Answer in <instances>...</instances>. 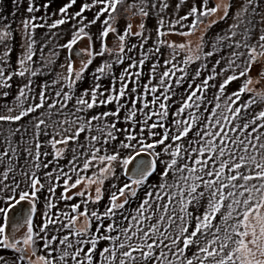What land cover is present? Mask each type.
<instances>
[{
  "label": "snow or ice",
  "instance_id": "6c2138e0",
  "mask_svg": "<svg viewBox=\"0 0 264 264\" xmlns=\"http://www.w3.org/2000/svg\"><path fill=\"white\" fill-rule=\"evenodd\" d=\"M16 2L19 4L20 0ZM76 2L70 0L60 7V18L49 24L47 9L51 4L38 7L36 0H31L26 11L34 14L42 7L45 15H32L21 21L22 38L27 44H22L15 69L10 60L12 48L7 43L12 39L8 30L11 25L0 31L3 46L0 95L8 97L7 90L12 88L14 77H29L18 88L15 106L5 105L8 114L0 115V122H19L45 109L47 104V117L45 112H40L33 126L34 147L25 149L30 168L20 169L19 180L15 175L19 157L17 149L11 147V140L6 141L11 157L9 150L0 152V165L4 168L0 179L3 185L0 192L4 193L0 195V248L11 251L14 257L0 255V264H264V109L249 111L256 97L264 99V29L257 44L252 45L248 42L252 29L248 27L250 21L246 20L250 9L255 14V9L260 7L259 0H220L212 7L208 6L209 0H200L199 4L196 0L191 4L180 0L188 10L174 23L170 22L169 28L176 29L179 25L181 30L165 32L164 21L159 19L156 45L149 53H160V46L171 51L163 65L159 59L151 65L148 82L144 84L141 77L145 56L141 53L137 61L129 55L137 45L128 46L127 39L138 37V47L143 49L151 39L145 36L144 19L150 15V9L159 8L163 13L170 7L168 0H159V4L153 0L150 5L147 0L139 3L93 0L84 3L74 15L70 14L69 9ZM94 8L93 18L85 24L88 18L83 13ZM230 12L234 15L230 35L217 36L211 50L206 51L208 30L227 20ZM135 17H139V30L133 32ZM73 19L80 26L73 25L71 38L61 47L72 52L78 41L87 37L89 47L79 51L86 52L88 59L82 54L81 66L76 70L74 61L69 58L63 65L66 75L58 76L51 85L48 82L36 84L40 90L35 91L32 78L42 74V69L31 66L35 63V30L55 29ZM121 20L124 21L122 30L116 26ZM97 22L101 24L99 51L94 50L93 37L86 32V28ZM242 25L245 29L243 43L235 41V30ZM200 26H203L202 31ZM184 28L188 31H183ZM197 31H201V35L195 48L191 41L178 43L164 39L169 34L189 37ZM110 34L113 35L111 47L107 43ZM224 40H233L235 49L243 47L246 52L233 51L226 68L217 71L218 59L209 70L207 62L220 51L219 45ZM180 52L185 53L183 59H178ZM106 53L115 58L97 67L91 84L76 95V87L85 78L93 59ZM245 55L248 59L241 67L237 59ZM258 58L260 67L255 69L254 75H249ZM41 61L47 67L49 62L43 56ZM126 61L127 65L117 77L114 65L123 66ZM193 64L197 66L190 73ZM161 67L164 70L157 78V69ZM222 72L230 74L214 83ZM105 76L109 78L108 87L101 83ZM242 77L245 78L242 86L228 95L227 86ZM58 84L61 87L55 91V98L49 96V87L55 88ZM210 89L214 90L213 101L207 98ZM245 93H252L253 98L239 103ZM72 101L71 115L75 119H69L63 111ZM213 103L214 106L209 107ZM109 105H114V110L109 109ZM176 105L178 107L172 111V106ZM97 108L106 110L92 111ZM53 109L63 119L49 124ZM82 133H87L86 144L80 143ZM41 134L50 137L52 161L41 160L42 155L45 158L49 155L41 152ZM69 151L71 159L66 166H61L59 161L66 158ZM51 165L55 167L48 170ZM129 165L133 167L130 169ZM42 168L46 170L43 179L38 174ZM118 169L121 170L119 175ZM10 174L11 183H8ZM122 177L127 179L121 186ZM61 182L59 199L67 203L79 197L84 203L83 211L79 203L70 204V210L59 215L50 211L57 207L54 197ZM106 182H109V191L103 213L97 209L89 213V202L99 204L104 199ZM22 184L25 187L22 188ZM45 185L49 196L44 199L42 223L37 226L34 216ZM81 185L83 189L73 191ZM140 192L144 193L143 197H139L140 202L129 212ZM25 201L27 214L21 212L20 219L13 221L10 213ZM22 227H26V232L18 239L17 232ZM38 240L43 242L45 255H37ZM101 241L108 246L98 251Z\"/></svg>",
  "mask_w": 264,
  "mask_h": 264
},
{
  "label": "trees",
  "instance_id": "16d2710c",
  "mask_svg": "<svg viewBox=\"0 0 264 264\" xmlns=\"http://www.w3.org/2000/svg\"><path fill=\"white\" fill-rule=\"evenodd\" d=\"M131 1L130 3H139L140 0H128ZM211 1H220V0H209V7H211ZM31 2V0H20V3L17 4L16 0H0V31L4 30L6 25H11L10 29H8L12 33V39L7 41L9 46L12 48L11 52V66L13 69L17 67V60L22 52V44L26 45L27 41H24L22 38V24L21 21L23 19L30 18L32 15H35L37 17L45 15V10L41 7V11L34 13V14H29L26 9L28 7V4ZM70 0H36L37 6H42L43 4H51V7L47 9V17L48 23L51 24L53 20L59 19L60 14H59V9L60 7L68 4ZM93 0H77L76 4L69 9V13L73 14L77 11L81 10V6L84 3H92ZM153 2V0H147V3L150 5ZM157 4H159V0H156ZM192 0H188V3L191 4ZM168 3L170 7L166 9L163 13L159 12V8L156 9H150V15L145 18V36H151V39L147 41V43L144 45L143 49H140L138 47L140 43V39L135 36H130L127 39V44L128 46L132 45H137V47L129 53L135 60H139L141 58V53L144 54L145 56V64L143 65V75L141 77V84L147 83L150 70H151V65L156 62L157 59H159L160 64L163 65L164 60L169 57L170 49H168L166 46H160L161 51L160 53L157 54H150L149 50L152 49L156 45V40H157V29L159 27V19H163L164 21V31L165 32H170V33H175L176 31H179V25L176 26V29H170L169 24L174 23L177 19L178 16H183L186 14L188 8L180 4V0H168ZM196 3L199 4L200 0H196ZM260 7L255 9V14H253L252 10L250 9L246 20L250 21L248 24V27L252 29V31L249 33V36L254 35L256 32V37L261 34V30L264 29V23H261L262 19H264V0H259ZM180 5L179 8L177 9L176 6ZM96 9H92L91 11H85L83 14L88 18V20L84 21L85 24L88 23L89 20H91L94 16ZM234 11V10H233ZM52 13H56L55 16L52 15ZM130 15V14H129ZM233 18V12H230L229 18L225 21H221L219 24L214 25L211 29L208 30V33L205 37V42H206V48L205 50H211V44L215 42V38L217 36H224V35H230L229 34V27H231V19ZM104 17H101V20H103ZM37 23H42V21L37 20ZM133 23V22H132ZM184 23H188V21H185ZM76 25L77 28L80 26L77 23L76 19H73L71 22L66 23L64 25H61L55 29H49L47 27L43 28H37L35 30V55L33 57V60L35 63H33L31 66L33 68H38L42 69V74L39 75L38 77H33V87L35 91H39V88H36V84H41L43 85L44 82H48L49 85L52 84V82L57 79L58 76L65 75L67 73L66 71L63 70V65L67 64L69 60V53L67 48L61 47V45H64L70 38L71 34L73 32V25ZM118 29L122 30L123 27L120 26V24L116 25ZM201 27V31L203 30V26ZM138 29L137 23H133V29ZM101 29V24L100 22H97L94 25H90L88 28H86V32L92 35L93 41L95 43H100V48H101V41L99 39V31ZM132 29V30H133ZM183 31H188L187 28L182 29ZM31 31V29H29ZM201 31H197L194 33L192 36H189L190 38L187 41L192 42V47L196 46L198 44L199 39L192 40L191 38L196 37L198 38L197 34H201ZM245 29L244 26L242 25L241 28L238 29L237 36L235 37V41H240L241 43L243 42V33ZM134 32V31H133ZM176 35V34H169L166 37H164L165 40L169 41L171 40V36ZM185 38V37H184ZM251 38V37H250ZM229 45H233V47H229ZM41 48H43V51L41 52ZM220 51L217 52L215 56L209 59L208 63V69L210 70L213 67V62L215 60H220V65L221 64L224 68V63L223 59L225 58L226 54L228 51H236L234 47V41L233 40H224L221 45H219ZM242 48V47H241ZM240 48V49H241ZM100 50V49H99ZM98 50V51H99ZM246 51V50H245ZM3 53V46L0 45V55ZM185 53L180 52L178 59H183ZM222 55H224L222 57ZM41 56H43L45 61H48L47 67L44 66L43 61H41ZM107 56L108 58H106ZM105 56L100 57L96 56L95 60H93L92 64L88 67L87 71L85 72L84 76L85 78L80 81L76 87V95H79L80 92L88 87L91 82H92V74L96 71V68L99 66H102L106 61H111L112 59L115 58L114 55H108L107 53ZM128 61L125 62V65H114L113 71L116 73L117 77L119 76L122 67L126 66ZM183 66V65H181ZM196 64H193L189 68V72L191 73L195 68ZM77 69V68H75ZM139 69H133L132 71H137ZM164 69L158 68L157 69V78H159V73L163 71ZM254 72V70H253ZM207 71L205 72V75H207ZM179 75V73H177ZM254 75V74H253ZM29 77H14L12 83V88L8 89L9 95L7 98L3 97L2 95L0 96V115H6L7 114V107H14L16 103V94L18 91L19 87H22L25 82H27ZM63 83V82H62ZM102 85L105 87L109 86V78L105 76L101 80ZM214 83H218L215 81ZM116 86L119 87L118 82L116 83ZM229 86V85H228ZM227 86V89H228ZM61 87L60 84L56 85L55 88L49 87L48 89V95L55 98V91L59 90ZM131 87V85H130ZM186 87V85H185ZM226 89V90H227ZM3 91V90H2ZM65 91H67V88H65ZM213 89H210L209 92L207 93V98L208 101H213ZM237 91V88H236ZM227 92V91H226ZM230 95V93H228ZM253 98L252 93H245L240 97L239 103H245L246 101L250 100ZM150 99V97H149ZM5 101V102H3ZM223 102V101H221ZM31 103V101H29ZM73 103L68 102V108L64 109V113L68 114L69 119H75L74 116L71 115V113L74 111L73 108ZM7 105V107H5ZM171 105V102H170ZM214 106L213 104H209V107ZM260 104L258 103L257 100H255V103L252 105V107L249 109V111H258ZM59 107V106H58ZM176 106H172L171 110L174 111ZM47 108V104L45 105V109L40 110L36 113H32L27 117H24L21 121L19 122H0V151L1 150H9V158L11 157V150L8 149V144L6 143L7 140H11V147L17 149V156L19 157V164L16 167V179L19 176V171L20 169H25L29 170L30 168V158L27 157V154L25 152L26 148H33L34 147V123L36 122V118L40 115V112H45V118L47 117V112L45 111ZM109 109L114 110V105H109ZM106 109L102 108H97L92 110L93 112L99 113L100 111H103ZM91 115V112L89 113V116ZM123 115V113H122ZM171 118V117H170ZM63 119L62 115H57L56 110H52V116H51V121H49V124H51L54 121L61 120ZM111 119V118H110ZM19 128L20 131L16 132L15 129ZM48 131L51 132L52 128L49 127ZM95 134V132L93 133ZM50 137L45 136L43 134L40 135L39 142L43 145L41 148V152H48L49 155L45 158L43 155L41 156L42 162L45 160L47 161H52L53 160V149L51 148V145L48 143ZM80 143H87V133H82L80 136ZM70 146L71 142H70ZM58 147H62V145H58ZM66 158L61 159L59 161L61 166H66L71 159V151L67 152L65 154ZM8 158H6L7 160ZM79 163V162H78ZM2 166H0L1 168ZM52 167H55V165H51L50 169ZM65 170L67 171V167H65ZM46 171L45 169H41L40 172L38 173L41 178L43 179V173ZM120 169H118V175L120 173ZM12 174H10V178L8 183H10ZM0 179H2V174L0 172ZM127 177H122L120 184L122 186L123 181L126 180ZM25 187V185H23ZM63 185L61 182V185L57 187L55 197H54V202L56 203L57 207L55 209L50 210L51 212H54L56 215H59L63 211H69L70 204H76L79 203L81 205L80 211L84 210V203L81 201L79 197L76 199L65 202L63 200H60V194L62 191ZM84 188V185H81L78 189H74L75 191H79ZM105 195L104 199L100 201L99 204H94L89 202L87 207L89 213L93 209H97L100 213H103L105 205L107 204L108 201V191H109V182H106L105 184ZM40 195V202L37 204V213L34 216V224L39 226L42 223V213L45 211L44 209V199L49 196V193L47 192V185H45V189L42 191ZM71 195V192L69 193ZM144 193L140 192L138 193V199L134 201L131 204V207L128 209L129 212L133 211L137 204L140 202L139 197H143ZM87 197H85L86 199ZM127 214V213H125ZM83 218H81L82 220ZM117 222L118 224L121 222L120 217H117ZM105 224H107V221H105ZM96 224L93 222L92 224V230L95 231ZM51 228V226H50ZM37 231H39V227L36 228ZM74 238V237H73ZM108 246V243L105 241H101L100 245L98 246V251L100 248ZM37 247L39 251L37 252V255H45L46 250L43 249V242L42 241H37ZM30 254V252H29ZM0 255L6 256L9 259H13V253L9 250H5L3 248H0ZM36 257H33V260H35Z\"/></svg>",
  "mask_w": 264,
  "mask_h": 264
},
{
  "label": "rangeland",
  "instance_id": "374dc122",
  "mask_svg": "<svg viewBox=\"0 0 264 264\" xmlns=\"http://www.w3.org/2000/svg\"><path fill=\"white\" fill-rule=\"evenodd\" d=\"M129 3L131 2V1H128ZM218 2H220V1H211V7L212 6H214V4L215 3H218ZM219 15V14H218ZM144 21H145V19H144ZM132 22L133 23H137V25H138V22H139V17H135V18H133L132 19ZM234 22V15H233V18L231 19V25H232V23ZM120 26H122V27H124V21L123 20H121L120 21ZM231 27H229L228 29H230ZM179 29H180V27H179ZM133 31L135 32V31H137V29L135 28V29H133ZM235 31H237L238 32V29H236ZM229 34H230V32H229ZM198 35V38H196V37H193V38H191L192 40H196V39H199V37H200V35L201 34H197ZM251 38L249 39V43L250 44H252V45H256L257 44V40H258V37L259 36H257L256 37V32L254 33V35H252V36H250ZM190 37H182V36H179V35H173V36H171V40H169V42H186L188 39H189ZM200 41H198V43H199ZM107 43H108V45H109V47H111L112 46V43H113V35L112 34H110L109 35V37L107 38ZM243 43V42H242ZM89 44H90V42L88 41V39H87V37H85L82 41H78V43H77V45H75L74 47H73V50H72V52H70L69 50H68V53H69V58H71L73 61H74V64H75V68H77L76 70H78L79 68H80V66H81V63H80V59H79V57L83 54L84 55V58L85 59H88V56H87V53L85 52V53H82L81 51H79L80 49H87L88 47H89ZM193 48H195V46L193 47ZM100 49V43H94V50L95 51H98ZM246 49H244L243 47L241 48V49H238V50H236V51H239V52H246L245 51ZM258 51H259V49H258ZM232 51H228L227 52V54H226V56H225V58L223 59V63L225 64L224 65V68H226L227 67V60L230 58V53H231ZM224 55H222V57H223ZM106 58H108L107 56H105ZM248 59V57H247V55H245V56H243V57H241V58H239V59H237V64H240L241 65V67H243L244 65H243V61H245V60H247ZM93 60H95V58L93 59ZM221 63V62H220ZM64 65H66V64H64ZM253 70L255 71V69L256 68H258V67H260V60H259V58L257 59V63L256 64H254L253 66ZM221 69H223V66H222V64H221V67H218L217 68V71H221ZM63 70L64 71H66L67 69H66V67H63ZM67 72V71H66ZM67 73H65V75H66ZM230 74V72H222L221 73V76H219L218 78H217V82L219 83L221 80H223L224 79V77H226L227 75H229ZM254 74V72L253 71H251V72H249V75H253ZM245 78L244 77H242L239 81H234V82H232L231 84H229V86H228V89L226 90L227 91V94L228 93H230V95H231V93L232 92H234V91H236V88H237V90H238V88L240 87V86H242V83H243V80H244ZM255 87H257V88H259L260 86L259 85H254ZM0 92H2V90H0ZM1 96V95H0ZM256 100L258 101V103L260 104V106L258 107L259 108V110H262V109H264V99H261L260 97H256ZM3 102H5V101H3ZM221 103H223V102H221ZM258 110V111H259ZM7 114H8V112H7ZM13 115H15V114H17V113H12ZM242 115H243V113H242ZM3 151H5V150H1L0 152H3ZM135 163V162H134ZM134 163H133V165H134ZM0 166H2L1 168H0V172H1V174H2V176H3V171H4V168H3V165H0ZM19 177V179H20V176H18ZM21 187L23 188V184L21 185ZM3 188V185L2 184H0V189H2ZM73 191H75V190H73ZM4 193L3 192H0V195H3ZM0 206H2V203H0ZM27 211H28V203L25 201V202H21V204L20 205H17V207L15 208V209H13V212L12 213H10V215L13 217V221H16V220H19L20 219V213L21 212H23L25 215L27 214ZM0 223H2V220H0ZM21 223H22V221H21ZM26 232V227H22L18 232H17V236H16V238H22L23 237V235H24V233Z\"/></svg>",
  "mask_w": 264,
  "mask_h": 264
},
{
  "label": "clouds",
  "instance_id": "9594fccd",
  "mask_svg": "<svg viewBox=\"0 0 264 264\" xmlns=\"http://www.w3.org/2000/svg\"><path fill=\"white\" fill-rule=\"evenodd\" d=\"M134 163V162H133ZM133 167V165H129V168L131 169ZM18 179L17 180H19V177H17ZM10 183H11V180H10Z\"/></svg>",
  "mask_w": 264,
  "mask_h": 264
}]
</instances>
